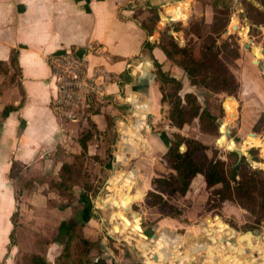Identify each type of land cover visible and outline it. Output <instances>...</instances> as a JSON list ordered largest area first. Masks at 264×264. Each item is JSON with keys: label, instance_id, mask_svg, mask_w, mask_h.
<instances>
[{"label": "crops", "instance_id": "obj_1", "mask_svg": "<svg viewBox=\"0 0 264 264\" xmlns=\"http://www.w3.org/2000/svg\"><path fill=\"white\" fill-rule=\"evenodd\" d=\"M251 1L259 5L258 1ZM189 3V0H0V61L10 64L13 53L16 52L19 69V71L13 69L15 74L11 72L9 82L0 80V247H6L10 240L13 228L11 217L18 206L22 214H25L24 201L20 205L17 202L15 187L9 178L13 160L25 166L35 177L51 175L58 178L64 162L70 159L69 153L81 151L77 138L85 131L86 123L95 124L102 137L109 128L107 119L111 118L123 124L126 138L120 143L122 149H119L121 153L117 155V161H108L106 164L108 176L115 171L116 164L128 167L122 170L123 173L110 177L109 183H112L114 188L113 191H109L108 197L102 200V207L94 205L91 198L83 210V204L79 200L78 203L82 207L76 218L86 223V235L93 240H100L103 249H106L104 256L111 255L114 264L139 262L132 251L127 253L128 256L126 254L123 256L121 253L118 254L117 248L121 249L120 247L112 250V247L105 246L108 242L112 243L111 239L116 240V237L104 232L106 225L113 222V219L109 221V218L116 216L121 220L120 224L130 225L122 215L121 208L124 207L126 212H131L133 206H129L128 210L127 203L133 204L141 196L145 198L147 191L154 189L152 182L155 177L170 171L162 156L173 140V133L188 135L192 133L198 139L203 134L200 130L197 132L196 127L193 130H186L185 127L178 129L171 126L169 105L162 102L161 79L157 74V65L170 72L173 77L183 78L184 84L189 82L188 77L167 58L159 46L160 31L156 30L149 35L141 27L139 20L144 19L152 7H165L168 10L173 6L171 15L180 10L187 15ZM193 6L191 5V12ZM261 8L264 9V6L261 5ZM240 17H237L239 25L236 28L239 33L241 28L245 27L247 30L249 25V22L245 24L246 16ZM261 35H264V26ZM94 41L103 44L105 52L90 55L91 64L102 65L117 77L115 82L108 85V93L113 97L118 95L119 100L102 103L101 108L104 109L92 111L78 122L62 120L52 105L55 85L47 57L66 49L84 54L87 46ZM242 41L237 57V61H241L238 66L240 75L236 74L241 86L238 96H232L236 100L234 108H237L238 103L239 109L236 115L233 112L230 115L237 117L236 129L242 140L248 141L249 136L255 134L264 138V134L253 131L256 121L264 111V76L261 73L262 68L257 64L260 62L258 56L250 51L246 42ZM147 42H151L152 46H147ZM255 52L258 55L264 53L259 48H256ZM124 120L127 125L122 122ZM139 143L142 144V149L138 147ZM250 144L254 145L253 148L259 149V157L263 160L260 156V145L248 143L246 146ZM95 146L98 148V145ZM126 146L128 148L124 149ZM91 148L92 144L89 146V155L98 154ZM93 163L98 165L96 161ZM120 175L122 180L115 184L114 179ZM34 183L31 194L33 198L24 195L25 201H28L31 207L29 210L31 217L24 218L21 226L28 222L38 225L43 228L42 230L52 227L57 230L60 223L73 214L70 213L69 207L61 210L57 206H51L50 200L60 196L49 185L48 180ZM135 184L140 191L132 194L130 189ZM107 188L110 190L111 187ZM43 191L47 193L48 205L43 204L45 206L34 208L33 211L34 198L38 200L42 197ZM210 191L205 177L198 174L186 194H177L173 197L174 203L183 209V215L158 219L156 228L159 230L157 240L159 249L156 253L158 255L156 264H167L170 261L168 260L170 254L165 252L170 245L173 247L178 236H181L180 230L189 237L191 243L189 254L175 257L178 262L176 264H264V257L259 256L262 249L256 248L257 246L252 243H249V246H253L255 252L250 256L246 254L248 251L241 247V241L229 242L221 240L222 237L214 241L216 237L212 236V233L219 231L229 235L232 231L229 228L226 230V226L217 221L210 222V218H205L202 210L198 211ZM82 192L81 188L79 194ZM231 204L233 205V202H226L222 211H228ZM111 207H115L112 212L109 211ZM97 208L104 211L99 212ZM140 210L143 211L142 203ZM149 210L158 212L157 207H150ZM240 210H242L240 214L246 215L242 208ZM132 216L135 218V224H132L142 232V228L138 227L137 218L143 219V214L132 211ZM198 217L208 219L212 225L201 229L187 226L190 222L197 221ZM39 219L41 225L38 223ZM142 235L147 238L146 234ZM21 239L20 236V243ZM225 243L228 244L227 248L222 250L221 246ZM63 245L62 238L53 239L47 244L46 255L50 262L55 260ZM206 246L210 249H206ZM13 247L9 263L13 261L19 249L21 250L19 244ZM121 250L124 253V249ZM107 260L111 264L109 258Z\"/></svg>", "mask_w": 264, "mask_h": 264}, {"label": "trees", "instance_id": "obj_2", "mask_svg": "<svg viewBox=\"0 0 264 264\" xmlns=\"http://www.w3.org/2000/svg\"><path fill=\"white\" fill-rule=\"evenodd\" d=\"M243 1L249 6V16L247 17L250 18L253 26H264V21L259 20L264 18V9L261 8V5L264 6V1L260 2L257 0L259 5L254 4L251 0H241V2ZM232 2L234 1H214V7L217 10H221V12L216 13L210 26H207L205 19H202L201 22H190L188 29L182 28L181 24L174 27L165 22V28L160 32L159 46L167 58L175 66L183 70L189 78L190 83L193 86L206 89L209 94L208 97H211L210 94L222 96L221 98H217L219 113L214 112L208 106L203 108L199 102L198 94L191 91L186 92L184 95L181 94V81L173 77L170 72L164 71L158 64L157 74L159 78L162 79L163 77L175 84L168 95L165 93L164 87H161L162 102L166 103L167 97H170L169 119L173 127L182 129L185 125L198 118L205 132H210L211 130L218 131L220 120L225 116L223 96L236 97L239 93L241 84L225 59L224 54L226 49L224 51L222 45L218 49L214 48V45L226 31L231 21L229 10L231 9ZM179 5L182 6L183 4ZM222 5H224L226 10L223 9ZM172 7L168 9L170 15ZM148 11L149 14L139 21L141 27L149 35H152L156 30L160 31L158 24L164 22L163 16L167 10L165 7H152ZM253 12L258 18L251 14ZM135 15L137 17L138 12ZM171 16L175 20H184L187 17L181 10ZM238 24V18L234 17L229 30L236 29ZM188 33L190 34L189 41L182 44L179 38L181 36H188ZM146 44L149 47L152 46L151 42H147ZM198 44L200 45L199 47H197ZM235 46L236 50H239L240 44L238 41L235 43ZM17 56L18 54L14 52L10 64L0 61V66H6L19 71L17 68ZM225 104L227 110L231 111L236 106V101L228 99ZM92 126L96 129L95 124L92 123ZM226 130L227 127L222 129L223 132H226ZM254 131L258 134L264 132V111L256 121ZM96 132L101 134L99 130ZM96 132L92 129H87L79 134L77 142L81 146V151L70 152V159L64 162L58 178H53L49 181V185L56 189L61 197L80 200L83 204V210L88 206L87 204L91 201V198L96 197L100 193V187L96 188L94 183H89L88 180L84 183L82 193L77 194L75 191V178L80 175L81 169L85 166L87 159H93L98 164H102V161L96 160L99 159L96 155H89V146L92 144ZM225 143L226 134L224 133L222 145ZM248 143L260 145L262 146V151L264 150V145H262L264 144V138L260 136L250 135ZM182 144L185 145V150H181ZM230 145L232 151H227L226 159H223L216 155L211 156L209 154L210 147L203 141L179 135V141L172 140L167 151L162 156L163 162L170 171L155 177L152 182L154 189H149L145 195L147 198H151L145 201L146 204L150 207H157L159 212L164 216L175 218L182 216L183 209L176 203H173L172 198L177 194H186L195 176L202 174L205 177L208 188L211 189L210 196L205 205V211H216L217 214L221 215L220 209L224 204L229 201L234 202L254 216L255 225L258 227L264 226V198L257 206L251 196L246 193L247 189L256 188L259 183L264 184V169L253 167L245 157L234 167L238 156L234 152L235 143H231L230 141ZM251 151L257 155L256 159L260 161L259 149L253 148ZM251 159L257 162L252 155ZM23 167L25 166L13 160L9 172V178L15 187V197L19 204L20 196L30 187V181H26L23 187H20V189L16 188L14 181L19 179ZM219 184H222V186L218 187ZM260 188L257 187L255 192L260 193L262 190ZM66 207L68 206L63 205L60 209L64 210ZM19 212L20 206H18V209L11 217L13 224L10 234L11 239L14 237V233L20 223L18 219ZM216 218L220 219V216H216ZM219 219L217 222L225 225ZM85 225L84 221L78 220L75 216H71L60 223L56 230L57 235L55 240L62 238L64 247L56 257L54 263H51L46 255L34 251L30 253L25 261H17L15 264H109L108 260L102 256L104 251L100 240H93L88 237L85 232ZM244 228L246 232L259 230L254 225ZM96 248L99 249V253L93 257L92 252Z\"/></svg>", "mask_w": 264, "mask_h": 264}, {"label": "rangeland", "instance_id": "obj_3", "mask_svg": "<svg viewBox=\"0 0 264 264\" xmlns=\"http://www.w3.org/2000/svg\"><path fill=\"white\" fill-rule=\"evenodd\" d=\"M214 1L215 0H189V2H190L189 3L190 4L189 11H188L187 17L184 20L172 19V16L168 13V10H167L166 14H164V16H163L164 22H162V23L160 22L158 24L159 28H160V32L165 28V22H168V24L173 25L174 27H175V25L181 24L182 28L188 29L190 22H192V21L201 22L202 19H205L207 26H210V23H211L212 19L214 18V16L216 15V13L221 12V10H217L214 7V5H213ZM222 1H228V0H222ZM233 1L234 2H232V4H231V9L229 10V12L231 13V21H230V23L226 29V31L228 30V33H226V31H225L221 35V37L218 39V42L214 45V48L218 49L222 45V48L224 49V51L226 49V52L224 54L226 61L228 62L229 66L231 67V69L233 70L235 75L236 74L240 75V70H239L240 67H238V66H239V63H241V61H239V62L237 61L238 50H236L235 43L238 41L239 44L241 45V41L245 40L242 42H246L250 47V51H252L255 54L254 49H256V48L262 49L264 51V35H261L262 34V27L258 26V25L252 26V22H251L250 18L247 17V16H249L248 15L249 14V9H248L249 6L246 4V2L245 1L241 2L238 0H233ZM255 1H257V0H255ZM258 1L263 2L264 0L263 1L258 0ZM253 3H254V1H253ZM191 5H194L192 12L190 11ZM222 7L224 10H226V8H224V5H222ZM251 14L254 17L258 18V16L254 12ZM240 15H244L247 17L245 19V21H246L245 24H247L249 22V25H247V30L245 27L241 29V33H239L238 32L239 30H236V29L229 30V28L231 26V22H233V18L234 17L241 18ZM259 20L264 21V18H261ZM252 35H255V36H252ZM189 37H190V34L186 37L181 36L179 38L181 40L180 42L182 44H184L186 41H189ZM199 46L200 45L198 44L197 47H199ZM252 46H253V48H252ZM198 52H199V50H198ZM257 56H258V60L264 64V53H261L260 55L257 54ZM258 60L256 59V61H258ZM11 72L15 74V71L13 70V68H8L6 66H0V80H2L5 83L9 82V77L11 75ZM261 73L264 76V69H261ZM179 80L182 83V89L180 92L181 94L184 95L186 92L191 91L189 89H193L191 92L198 94L199 102L201 103L203 108L208 106L214 112L219 113V102L217 101V98H221L222 96L210 94L211 97H208L209 94L207 93V90L202 88V87L193 86L190 83L189 78H188L189 82H186V84L183 83V78H181ZM160 82H161V87H164L165 93L167 95L170 94L175 84L164 79L163 77H162ZM244 95H245V93H244ZM223 98H224L223 107L225 109V116L223 117L222 120H220L218 131L211 130L210 132H205L203 130L201 122L198 118L195 119L194 121H192L191 123L185 125V129L186 130H193V128L196 127L197 132L200 130V132L203 133V134H201V137L199 140L203 141L205 144H207L210 147L209 154L211 156L216 155L219 158L222 157L223 159H226L227 151H231L229 148V145H230V141L232 139L235 142V145H236L235 148L236 149H239L242 152L246 151V153H249L250 156L248 155L245 158L253 167H255V168L258 167V168L264 169V154H263L264 150L262 151V146H260V148H261L260 156L263 158V160L258 161L256 159L257 155L251 151V149L254 147V145L250 144V145L246 146L248 141L247 140L243 141L241 134L236 129L237 117L230 115V113H232V112H233V114H236V110L238 113L239 104L237 103V108H234L233 110L229 111V110H227V107L225 104L226 100H228V99L232 100L234 98H229V96H223ZM169 100H170V97H167L166 103L169 105V109H170ZM102 109H104V108H101V104H100L99 106L93 108V111L102 110ZM230 118H232L234 120H232ZM107 120L109 123V128L107 129L106 134L102 135V137L100 136L99 132H96L97 129L93 128L91 122L86 123L85 131L87 129H92L94 132H96V134L93 138L91 149H92V151H97L98 154H96V157L99 159H96V160L102 161V164H98V165L96 164L95 165L93 163V162H95V160L88 158L86 163H85V166L81 169L80 175H78L75 178V182H76L75 191L77 192V194H79V191L81 188L83 189L84 183L87 180L89 181V183L93 182L96 188L100 187V193L96 197H92V199L94 200V205H98L100 207H102L101 206L102 200L108 197L107 195L109 194V191H113L114 185L112 183H109L110 177H112V175H118L119 173H123L122 170L127 169V167H128V165L125 166L124 164H122V165L116 164L115 171H113V173L110 177L108 176L109 171L106 168V164L109 163L110 161L111 162L117 161V155L119 153H121L119 149H122L120 143H122L125 140V138H126L125 134L126 133H125L124 128H122L123 124L120 121L115 122L111 118H108ZM125 120L122 122L124 123V125H127L125 123ZM126 122H129V120H126ZM224 127L231 128L232 138L228 137V134H229L228 130H226V132L222 131V129ZM232 127H235V128L233 129ZM253 131H254V128H253ZM224 133L226 134V143L224 145H222ZM262 134H264V132ZM179 135H182V136H185L188 138L198 139L192 133H191V135H188V134H182L179 132H175V133H173V140L179 141ZM218 140H219V142H218ZM242 141H243V144H242ZM95 145H98V148L100 149V151ZM262 145H264V144H262ZM116 146H117V148H116ZM138 147L139 148L141 147V149H142V144L139 143ZM127 148H128L127 146H126V148L124 147V149H127ZM181 150H185V145H183V144L181 145ZM251 155L253 156L254 159L257 160L258 164L255 165L251 161H249L251 159ZM131 163L132 162L129 163L130 166H131ZM125 172H127V170ZM51 179H53V177L51 175H47L44 177L41 175V176L35 177L31 174V172L29 170H27L25 167H23V171L21 172L19 179L14 181L17 189H20V187H23V184L26 181H30V184H29L30 187H29V189H27L25 191V193L22 196H20V199H19L20 203L24 201V204H25L24 205L25 206V209H24L25 212L24 213L25 214H22V211L20 210V212H19L20 214L18 217V219L20 220V223H19V225H18V227L14 233V237L12 239H11V237H9L10 240H9L6 247H4V246L0 247V264H15L17 261H25V259L30 255V253L34 252V251L46 255V250L48 249L47 244L51 243L57 235L56 229L54 227H52V228H47V230H42L43 228L41 229V227H39L38 225L29 224L28 222H26V224L23 226H21V225H22V220H24V218L27 217V219H30V217H31V214L29 213V210L31 207L29 205V202L25 201L26 196H24V195H29L30 198H33V195H31V194H33L32 189L34 188V185H35L34 182H37V181L39 182L41 180L51 181ZM121 180H122V175L117 177L116 180L114 179V183L116 184V183L120 182ZM31 182H32V184H31ZM107 186L111 187L110 190H108ZM219 186H222V184H219L218 187ZM257 187H261L260 189H262V190L260 193L255 192V189ZM256 188L247 189L246 193L251 196L255 205L258 206L260 204V202L262 201V199L264 198V184L259 183L258 186H256ZM130 190H131L132 194H135V193H137V191H140L136 184H135V186H133V188L131 187ZM55 191H57V190L55 189ZM56 194L59 195L58 191L56 192ZM46 195H47V193L43 191V193L41 195L42 197H40L38 200H36L34 198V200H35L33 202L34 207H32L33 211H34V208H39V206H45L43 204L48 205L46 202ZM178 195H181V194H178ZM209 196H210V192H209L207 199L209 198ZM142 198L143 197L141 196L140 198L136 199L135 202H133V204L127 203V205H128L127 208H129V206L132 205L133 206L132 211H138L141 213V215L143 214V219L137 218L138 223H139V227L142 228L143 231L140 232L133 225V224H135L134 223L135 218L132 216V211L126 212V210H124V207H122L121 208L122 215L128 220V223H130V225H124V223L120 224L121 220L119 218L117 219L116 216H113V218H112L110 216L111 218H109V221H112V219H113V222H111L112 224H110V225H106V227L108 229L106 228L104 230V232L110 233L111 235H113V237H116V240L111 239L112 243L108 242V244H106L105 246L112 247V250L114 248L116 249L117 247L124 249V253H123L121 249L117 248L118 254L121 253V254H123V256L125 254L127 255V253H129V251L130 252L132 251L131 253H135L136 257L138 258L137 261H139L138 263H132V264H156L155 263L156 259H154V256L156 255V253L158 252L157 250L159 249V245L157 243L158 236H159V233H158L159 230H158V228H156L157 227V221L159 218L171 217V216L162 215L158 209H157L158 212H154L152 210H149L150 206H148L145 201L147 199L149 200L151 198H147V196H145V198H143V199ZM207 199H205L203 201V203L201 205L202 208H200L198 211L202 210L201 212L205 214V218H208V219L210 218V220H211L210 222H212V223H216V221L219 219V218H216V216H220L219 220L226 225V227H225L226 230L229 228V230L232 231V233L229 235H226L225 232H219V231L212 233L211 235L216 237L214 239V241H218V238H220V237L223 238V239L221 238V240H227L229 242L241 241V244H242L241 247H244V249L246 251H248V252L245 251L246 254L250 255V256H253L252 254L255 252V250H254L255 248L253 246L252 247L249 246V243H252L255 246H257L256 248L262 249V252L259 253V256L264 257V226L258 227L257 225H255L254 224L255 223L254 222V219H255L254 216H252L246 210L243 209L245 211L246 215L240 214V213H242V210H240V207L234 202H233V205L232 204L229 205L228 211L225 210L226 212H223L222 208H221L220 209L221 215L217 214L216 211H205L204 208H205V205L207 203ZM172 201H173V198H172ZM78 202H79V200H74L73 198H66V197L63 198L61 196H60V198H52L50 200L51 206L54 205L55 207L57 206L58 208H60L63 205H67L69 207L70 213H72L73 216H75V217H76V214H78V211L82 207V205ZM141 203L143 205V211L140 210V204ZM173 203H174V201H173ZM114 209H115V207H111V208H109V211L112 212ZM97 210L99 212H100V210L104 211L102 209L99 210L98 208H97ZM41 216H44V215H41ZM106 217H107V215H106ZM205 218L204 217H198L197 221H192L189 223L190 225H187V226L191 227V228H197V229L205 228V227H207V225H208V227H210L212 224L210 222H208V219L206 220ZM38 223L39 224L41 223V219L38 220ZM112 225H114L115 227L113 228ZM253 225L255 227L259 228V231L257 229L255 231H248V232L245 231L244 227L249 228V226H253ZM20 226H21V228H20ZM120 227H121V229H120ZM19 228H20V231H19ZM119 230H121V231L118 232ZM218 230H221V228H218ZM162 231H164V230H162ZM90 232L93 233L92 231H90ZM179 232H180L179 235H181V236L180 237L178 236V239L175 242V244L173 245V247H172V245H170V247H168L166 249L167 254L168 255L170 254V256L168 257L169 258L168 260H170V261L167 264H176V263H178L175 259L176 256L180 255V257H181L185 254H189V245H190L191 241H190L189 237L182 234L183 230H180ZM101 233H103V230L101 231ZM10 234H11V232H10ZM142 234H146L147 238L143 237ZM20 236L22 238L21 243L19 240ZM113 242L116 243L115 246H114ZM124 242L129 243V244H124ZM210 243H211V241H210ZM17 244H19V246L21 247V250L18 248L19 252L16 253L13 261L9 263L8 259H10V257H12L11 250L14 248L13 246L17 245ZM227 245L228 244H226V243L223 244L221 246L222 247L221 249L224 250L225 248H227L226 247ZM63 247H64V245H63ZM206 249H210V247L206 246ZM240 249L242 250V248H240ZM105 250L106 249H103L104 253H105ZM61 251H60V253H61ZM92 253H93V257L97 256V254L99 253V249L96 248ZM104 253L102 256L105 258L106 257L109 258L110 263L114 264V262L111 260L112 259L110 257L111 255L110 256L109 255L104 256ZM220 253L222 254L223 252H220ZM164 258L166 259V257H164ZM54 261H52L51 263H54ZM126 264H131V263H126Z\"/></svg>", "mask_w": 264, "mask_h": 264}, {"label": "built area", "instance_id": "obj_4", "mask_svg": "<svg viewBox=\"0 0 264 264\" xmlns=\"http://www.w3.org/2000/svg\"><path fill=\"white\" fill-rule=\"evenodd\" d=\"M104 52V45L94 41L87 46L84 54L66 49L48 55L55 85L52 105L62 120L78 122L95 106L108 100H119L118 95L113 97L108 93V85L117 77L102 65L92 66L89 58Z\"/></svg>", "mask_w": 264, "mask_h": 264}, {"label": "water", "instance_id": "obj_5", "mask_svg": "<svg viewBox=\"0 0 264 264\" xmlns=\"http://www.w3.org/2000/svg\"><path fill=\"white\" fill-rule=\"evenodd\" d=\"M236 28H237V27H236ZM227 31H228V30H227ZM252 48H253V46H252ZM258 64L260 65V67H261L262 69H264V64H263V63H260V62H259ZM229 98H233V97L230 96ZM139 126L142 127V125H139ZM227 130L229 131L228 137L232 138V136H231V128H227ZM255 136H256V134H255ZM232 142H234V141L231 140V143H232ZM234 143H235V142H234ZM229 148H230V150L232 151V149H231V145H229ZM234 152H235V153L237 154V156H238V160H237V162L234 164V167H236V166L238 165V163H239L244 157H246V152L241 153L239 149H236ZM128 210H129V208H128ZM139 229H140V227H139ZM165 254H167V253L165 252ZM154 259H158V255H155Z\"/></svg>", "mask_w": 264, "mask_h": 264}, {"label": "bare ground", "instance_id": "obj_6", "mask_svg": "<svg viewBox=\"0 0 264 264\" xmlns=\"http://www.w3.org/2000/svg\"><path fill=\"white\" fill-rule=\"evenodd\" d=\"M254 51H255V49H254ZM255 54L257 55V53L255 52ZM234 150H236V148H234ZM241 153H244V152H242V151H240ZM246 152V151H245ZM246 155L248 156L249 155V153H246ZM250 156V155H249ZM250 161L253 163V164H258L257 162H254V160L253 159H250ZM138 227H139V225H138ZM241 239V238H240ZM237 243V242H236ZM202 247H204V246H202Z\"/></svg>", "mask_w": 264, "mask_h": 264}]
</instances>
